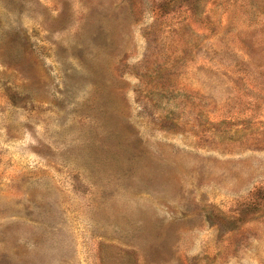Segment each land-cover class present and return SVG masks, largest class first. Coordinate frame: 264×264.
Wrapping results in <instances>:
<instances>
[{"label":"rangeland","instance_id":"obj_1","mask_svg":"<svg viewBox=\"0 0 264 264\" xmlns=\"http://www.w3.org/2000/svg\"><path fill=\"white\" fill-rule=\"evenodd\" d=\"M0 264H264V0H0Z\"/></svg>","mask_w":264,"mask_h":264}]
</instances>
